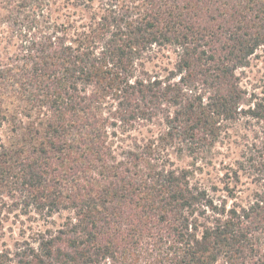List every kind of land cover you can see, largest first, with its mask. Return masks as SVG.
<instances>
[{"label": "trees", "instance_id": "trees-1", "mask_svg": "<svg viewBox=\"0 0 264 264\" xmlns=\"http://www.w3.org/2000/svg\"><path fill=\"white\" fill-rule=\"evenodd\" d=\"M261 47L264 0H0V214L68 213L0 264H264V100L237 73ZM236 123L213 196L169 149L203 162Z\"/></svg>", "mask_w": 264, "mask_h": 264}, {"label": "rangeland", "instance_id": "rangeland-1", "mask_svg": "<svg viewBox=\"0 0 264 264\" xmlns=\"http://www.w3.org/2000/svg\"><path fill=\"white\" fill-rule=\"evenodd\" d=\"M71 10V9H69ZM17 14V15H16ZM17 17H16V16ZM27 11L22 9L13 14L18 23H25L27 20ZM167 57H160L156 61L161 67H172L174 54L166 52ZM147 67L152 68V63ZM240 74L241 86L247 91L248 97L253 100H264V47L257 49L249 58L248 65L237 71ZM243 133H250L239 123L232 124L220 136V141L215 144L213 149L205 155V160L194 161L191 157H178L172 149H169V159L174 167H184L192 170L193 179L197 180L202 186L206 187L213 196L224 194L221 181L224 172L229 166H233L235 160L240 158L243 148L241 138ZM198 167L201 169L199 170ZM219 190H213V186ZM241 189L240 195H247L255 189V185L250 179L241 176V183L238 184ZM7 200V201H6ZM4 200L1 209L0 222V251H12L16 243L28 241L34 243L39 238L38 235L44 233L47 229H57L66 220L67 212L54 214L51 217L44 218L36 212L30 211L22 214L19 209H11L8 199ZM10 256V255H9Z\"/></svg>", "mask_w": 264, "mask_h": 264}]
</instances>
